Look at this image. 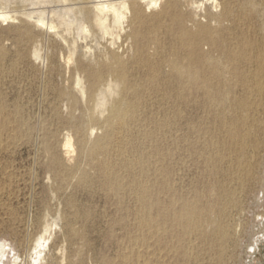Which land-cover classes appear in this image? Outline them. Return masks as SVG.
Masks as SVG:
<instances>
[{
	"label": "bare ground",
	"instance_id": "obj_1",
	"mask_svg": "<svg viewBox=\"0 0 264 264\" xmlns=\"http://www.w3.org/2000/svg\"><path fill=\"white\" fill-rule=\"evenodd\" d=\"M9 21L19 23L17 41L53 35L68 53L73 89L63 122L70 133L61 149L46 143L54 177L65 181L77 166L66 163L73 134L79 156L97 170L79 180L99 179L121 212H129L128 198L137 203L139 235L117 264H152L169 234L213 242L210 224L226 234L214 217L224 214L225 199L248 190L260 166L264 0H0V23ZM195 105L202 109L192 119ZM197 153L206 164V202L200 193L184 196L176 183L185 155ZM61 219L58 213L55 224ZM116 224L130 228L123 215ZM25 241L29 257L14 264H43L45 237L33 248ZM0 255L6 264V250Z\"/></svg>",
	"mask_w": 264,
	"mask_h": 264
},
{
	"label": "rangeland",
	"instance_id": "obj_2",
	"mask_svg": "<svg viewBox=\"0 0 264 264\" xmlns=\"http://www.w3.org/2000/svg\"><path fill=\"white\" fill-rule=\"evenodd\" d=\"M18 25L17 21L0 23V49L5 53L0 55V250H6L4 260L14 264L17 256L29 257L25 240H31L33 248L43 235L48 244L43 264H117L135 247L133 239L139 235L132 213L137 203L128 198L129 212H121L107 198L99 179L91 183L79 180L82 171L97 177V170L79 156L73 134L66 163L77 166L65 181L54 177L46 143L61 149L70 133L63 122L68 115L66 94L73 89L72 75L66 70L68 53L54 42L53 35L48 40L17 41L14 32ZM35 46L43 53L37 60ZM201 109L193 106L191 118ZM259 117L263 119L264 114L260 112ZM198 122L204 128L208 125L202 119ZM261 130L260 166L254 181L248 190H237L233 202L225 199L224 214L214 217L226 234H217L210 224L213 242L202 241L195 233L185 239L177 233L163 236L166 243L152 264H264V123ZM176 178L184 196L193 198L200 193L201 200L208 201L207 170L201 154L185 155ZM58 213L62 219L55 224ZM122 215L128 230L116 224ZM73 218L74 232L68 237L65 224ZM256 239L259 245L253 254Z\"/></svg>",
	"mask_w": 264,
	"mask_h": 264
},
{
	"label": "built area",
	"instance_id": "obj_3",
	"mask_svg": "<svg viewBox=\"0 0 264 264\" xmlns=\"http://www.w3.org/2000/svg\"><path fill=\"white\" fill-rule=\"evenodd\" d=\"M251 253H253V254L255 253V252H254V249H252Z\"/></svg>",
	"mask_w": 264,
	"mask_h": 264
}]
</instances>
